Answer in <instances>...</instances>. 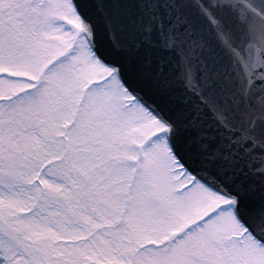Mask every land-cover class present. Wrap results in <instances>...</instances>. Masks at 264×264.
Wrapping results in <instances>:
<instances>
[{"label": "snow or ice", "instance_id": "obj_1", "mask_svg": "<svg viewBox=\"0 0 264 264\" xmlns=\"http://www.w3.org/2000/svg\"><path fill=\"white\" fill-rule=\"evenodd\" d=\"M0 264H264V0H0Z\"/></svg>", "mask_w": 264, "mask_h": 264}]
</instances>
